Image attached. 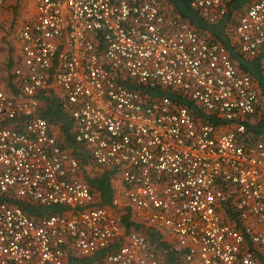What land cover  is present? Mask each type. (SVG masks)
<instances>
[{"label": "built area", "instance_id": "1", "mask_svg": "<svg viewBox=\"0 0 264 264\" xmlns=\"http://www.w3.org/2000/svg\"><path fill=\"white\" fill-rule=\"evenodd\" d=\"M30 1L21 63L9 71L16 94L1 86L0 57V196L69 210L33 218L0 199V264H68L116 240L93 264H161L142 233L125 231L123 207L188 263L264 264V137L245 142L242 122L261 105L250 75L221 44L165 16L160 0ZM187 1L213 21L227 0ZM234 37L246 57L263 51L264 70V0L239 15ZM134 86L171 89L235 123L195 118ZM49 88L92 164L113 170L110 206L95 205L78 159L39 114L38 96Z\"/></svg>", "mask_w": 264, "mask_h": 264}, {"label": "trees", "instance_id": "2", "mask_svg": "<svg viewBox=\"0 0 264 264\" xmlns=\"http://www.w3.org/2000/svg\"><path fill=\"white\" fill-rule=\"evenodd\" d=\"M253 0H227L224 5V12L215 20L210 21L200 11L192 8L187 0H160V11L165 16L178 15L187 22L200 36L205 39L221 44L228 52L229 57L238 70L247 73L253 82L260 88L261 105L257 110L246 116L242 122L245 125V142H252L257 138L264 137V89L262 67L263 51L260 50L256 56L246 57L238 49L234 37V27L239 15L247 8ZM11 62H8L10 67ZM12 84V82L10 81ZM10 84V85H11ZM132 86V85H131ZM12 87H14L12 85ZM150 96H167L175 102L186 106L194 117L205 118L216 125L233 126L235 122L226 121L215 117L213 114L204 113L193 101L182 97L175 91L168 88L134 86ZM16 94L17 90H12ZM40 101L39 114L44 117L49 125L50 133L54 135L57 144L67 150L78 159L81 178L85 181L91 192L96 197L95 205L108 207L112 204L114 196V174L113 170L100 169L92 164L88 153L83 149V145L74 138V126L70 113L62 107L61 97L57 96L52 88L46 93L38 96ZM0 199L11 204L18 205L22 210L33 218L43 217L54 213H66L69 208L63 204H40L32 200L17 197L15 195L2 194ZM229 218L234 217L232 208L228 205L225 209ZM118 213L125 231L135 230L142 233L151 248L158 254L161 264H191L185 261L182 253L172 249L171 241L164 238V234L159 230L144 226L134 220L128 207H123ZM235 218V217H234ZM120 241H113L106 246L94 251L92 254L69 257L68 264H93L104 257L107 253L113 252L119 246ZM260 261L262 258H259Z\"/></svg>", "mask_w": 264, "mask_h": 264}, {"label": "crops", "instance_id": "3", "mask_svg": "<svg viewBox=\"0 0 264 264\" xmlns=\"http://www.w3.org/2000/svg\"><path fill=\"white\" fill-rule=\"evenodd\" d=\"M26 1L28 3H26ZM26 1L4 0V4L0 6V57H1V70H2V78H1L2 87H5V85L7 84L5 83V80H7L5 79V73L8 67L9 60L11 61L12 59V61H14L15 63L13 64L12 67L21 63L19 41L17 42V44H15L12 38L13 34L11 30L15 22H18L20 25L19 28H21L22 23L25 21V17L26 18L28 17L27 19H29L33 15L34 5L30 0H26ZM16 4H18V7H16L17 6ZM17 36L19 37V31L17 33ZM12 45L16 46L17 48L16 52L11 51ZM10 81L8 82L9 84H7L9 90L8 92H13L12 91L13 84H11Z\"/></svg>", "mask_w": 264, "mask_h": 264}, {"label": "rangeland", "instance_id": "4", "mask_svg": "<svg viewBox=\"0 0 264 264\" xmlns=\"http://www.w3.org/2000/svg\"><path fill=\"white\" fill-rule=\"evenodd\" d=\"M26 1V0H25ZM26 3H28L27 1H26ZM17 6L16 7H18V4H16ZM28 6H30V5H28ZM24 7V6H23ZM27 12V11H26ZM25 13V12H24ZM28 18V17H27ZM26 17H25V20L27 19ZM19 23L18 22H15V24H14V26H13V28H12V38H13V40H14V42H15V44H17V42L19 41V37L17 36V33H18V31H19ZM16 50H17V48H16V46L15 45H12L11 46V51L12 52H16ZM10 51V50H9ZM10 61V60H9ZM11 65H10V67H7V70H6V73H5V79H7V80H5V83H7V84H9L8 82L10 81V79H9V71H10V69L12 68V66H13V64H15L14 63V61H12V59H11ZM7 84L5 85V87L4 88H6L5 90L6 91H9L8 90V86H7Z\"/></svg>", "mask_w": 264, "mask_h": 264}]
</instances>
